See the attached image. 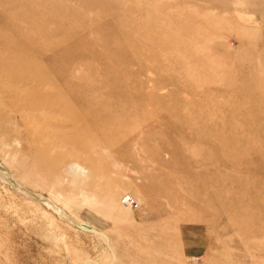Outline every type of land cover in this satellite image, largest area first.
Wrapping results in <instances>:
<instances>
[{
    "label": "rangeland",
    "instance_id": "obj_1",
    "mask_svg": "<svg viewBox=\"0 0 264 264\" xmlns=\"http://www.w3.org/2000/svg\"><path fill=\"white\" fill-rule=\"evenodd\" d=\"M0 264H264V0H0Z\"/></svg>",
    "mask_w": 264,
    "mask_h": 264
},
{
    "label": "built area",
    "instance_id": "obj_2",
    "mask_svg": "<svg viewBox=\"0 0 264 264\" xmlns=\"http://www.w3.org/2000/svg\"><path fill=\"white\" fill-rule=\"evenodd\" d=\"M122 202H123L124 204H126V205L131 204V201H130L129 199H127V198L122 199Z\"/></svg>",
    "mask_w": 264,
    "mask_h": 264
},
{
    "label": "bare ground",
    "instance_id": "obj_3",
    "mask_svg": "<svg viewBox=\"0 0 264 264\" xmlns=\"http://www.w3.org/2000/svg\"><path fill=\"white\" fill-rule=\"evenodd\" d=\"M76 167V166H75ZM50 205V204H49ZM51 206V205H50ZM53 208V207H52ZM54 210H56L55 208H53Z\"/></svg>",
    "mask_w": 264,
    "mask_h": 264
}]
</instances>
